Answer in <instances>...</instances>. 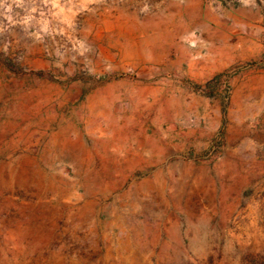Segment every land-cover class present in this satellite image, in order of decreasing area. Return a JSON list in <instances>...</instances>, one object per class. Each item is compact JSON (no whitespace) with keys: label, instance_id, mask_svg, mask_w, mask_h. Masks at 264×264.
Listing matches in <instances>:
<instances>
[{"label":"rangeland","instance_id":"374dc122","mask_svg":"<svg viewBox=\"0 0 264 264\" xmlns=\"http://www.w3.org/2000/svg\"><path fill=\"white\" fill-rule=\"evenodd\" d=\"M0 264H264V0H0Z\"/></svg>","mask_w":264,"mask_h":264}]
</instances>
